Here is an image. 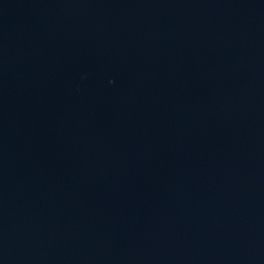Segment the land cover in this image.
Masks as SVG:
<instances>
[{
  "label": "water",
  "instance_id": "obj_1",
  "mask_svg": "<svg viewBox=\"0 0 264 264\" xmlns=\"http://www.w3.org/2000/svg\"><path fill=\"white\" fill-rule=\"evenodd\" d=\"M0 264H264V0H0Z\"/></svg>",
  "mask_w": 264,
  "mask_h": 264
}]
</instances>
